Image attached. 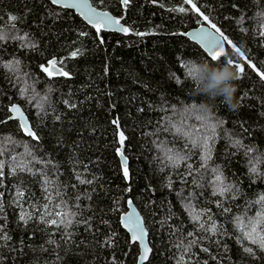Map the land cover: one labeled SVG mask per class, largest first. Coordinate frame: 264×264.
Returning a JSON list of instances; mask_svg holds the SVG:
<instances>
[{"label": "trees", "instance_id": "trees-1", "mask_svg": "<svg viewBox=\"0 0 264 264\" xmlns=\"http://www.w3.org/2000/svg\"><path fill=\"white\" fill-rule=\"evenodd\" d=\"M90 1L120 19L128 34H97L79 15L47 0H0V35L26 37L0 41V148L6 149L0 156L5 163L0 215L6 220L0 219V225L11 237L0 240V264H137L139 246L131 243L120 224L129 199L149 232L152 254L146 264H178L182 254L176 247L178 238L185 244L193 238L198 241L183 253L184 264H264V251L241 240L233 219L245 214L255 217L262 205L254 202L264 195V162L256 160H264V81L251 67L255 64L264 71V37L259 34L264 31V0H193L247 58L227 43V57L246 70L235 82L236 107L218 100L209 116L195 109L206 98L195 93L184 64L220 63L210 62L197 45L179 35L208 25L194 11H178L191 5L182 0H129L127 6L121 0ZM77 49L78 55L71 57ZM53 59L68 77L51 78L42 71ZM15 60L20 62L19 71H9L5 65ZM13 105L24 109L39 140L26 137L19 122L8 121ZM197 115L205 119L197 120ZM182 117L202 134L212 135L215 125V139L209 141L211 159L204 167L202 148L191 144L186 148V137L163 130L169 120L179 122ZM114 119L120 120L119 130L127 137V178L116 151L120 144ZM236 140L246 147L233 146ZM161 144L190 159L172 166ZM25 146L37 160L52 162L44 170L67 185L69 205H81L79 219H88V224H74L68 229L71 236L62 235L64 229L55 225L19 220L20 209L13 203L18 187L26 189L27 203L43 202L39 172L35 177L11 174L13 155L31 162L34 170L44 168L26 155ZM248 147L253 150L246 154ZM253 164L260 175L250 172ZM53 165H58V172ZM212 169L223 174L225 183L235 185L236 199L231 193L213 194ZM75 172L93 183L78 184ZM221 201L230 212L217 207ZM196 213H207L201 216L204 221L211 215L227 234L200 239L206 234L196 229L192 219ZM189 232L193 237H188ZM110 237L111 243H105ZM205 247L208 252L202 250ZM245 247L254 254L246 253Z\"/></svg>", "mask_w": 264, "mask_h": 264}, {"label": "snow or ice", "instance_id": "snow-or-ice-1", "mask_svg": "<svg viewBox=\"0 0 264 264\" xmlns=\"http://www.w3.org/2000/svg\"><path fill=\"white\" fill-rule=\"evenodd\" d=\"M122 4L127 6L129 4V0H121ZM155 2V0H153ZM182 2L186 5H191L189 9L184 7H180L178 11L185 12V11H194L198 14V18L202 17V21H207V27H201L197 30L187 33V35L193 40L196 41L207 53L210 57V62L216 63L219 62L220 65L228 64L234 67L236 70L239 78L243 76L245 73V67L242 66L240 63L233 61L231 58H228L225 51H224V42L226 41L229 45H231L232 49L236 51V53L244 57V53L240 47H238L235 43H233L215 23H213L208 15H205L197 4L193 2V0H182ZM53 5H59L64 9H79L80 12L84 15V17L88 20V22L95 28L97 34L101 33L103 30H119L127 34L129 29L127 27H119L120 19L112 18L107 12L105 11H96V9L88 2V0H51ZM176 10V9H174ZM11 19L13 21L16 20L15 16H12ZM243 20V17H241ZM262 37H264V31H260L259 33ZM80 35L86 36L87 33L81 32ZM138 35H144V33H138ZM5 39H20L24 41L26 37L24 36H5L0 35V41ZM100 43H104L103 38H100ZM21 46H24L23 44ZM34 47V45H33ZM80 52L79 49L73 51L71 53V57H76ZM247 59L246 57H244ZM19 61L15 60L5 67L8 68L9 71L17 72L19 71ZM62 64L63 61H60ZM251 67L257 72L260 80L264 81V71H261L256 68L255 64H252ZM184 68L187 72V77L191 79V70L188 68V63L184 64ZM42 71L45 72L49 77L54 75H60L68 77L69 73L63 71L61 68L57 67V61L51 60L49 61V67L42 66ZM192 80V79H191ZM70 107H76L75 104L70 105ZM10 111L14 114H17L14 117L10 118H19L21 121L20 127L24 130L26 135L31 136L35 140H39V137L31 130L30 126L27 124L26 117L24 116L21 109L15 105H13ZM197 120L203 121L205 117L197 115ZM115 124L117 129L118 135V143L120 147L116 149L117 154L120 155L122 164H123V174L124 177H128V168H127V159L124 156V144L127 139L124 132L119 130L120 129V120L114 119L112 121ZM164 131H171L174 130L175 134L180 135L181 137L187 138V143L185 145L188 148V144H191L192 148H202V156L201 159L205 161V164L202 167L206 166L207 160L211 159V148L209 147V141L215 139V125L211 126V133L212 135H208L207 132L201 133L199 129L195 128L194 126H188L185 123V118L182 117L179 122L174 120L168 121V126L163 129ZM9 143H12L11 139L9 138ZM233 146L242 148L246 147L242 141L236 140L233 143ZM26 147V155L31 156L32 160L36 163H40L44 165V168L39 170H34L32 167H29V163H26L24 160H18L15 155L11 158V174L16 175L17 173H29L32 176H37L39 172L40 180H42V189H43V197L41 201H33L32 203H27L25 199V191L26 189L22 187H18L16 190V194L13 197V203L20 209L19 220L27 224L29 220H37L46 226L55 225L57 229L63 228L64 231L62 235L64 236H71V232L68 231L74 224H88V219L81 220L79 217L82 216L81 205L79 203H74L73 205H69L68 200L65 199V192L64 189L67 185H62L58 178L52 179L46 169L51 161H43L37 160L35 156L32 155V152L27 149ZM161 150L165 152V157L168 161L172 163V166H177L180 161H186L190 159V156L178 151L174 148H167L164 144H161ZM189 152L191 149H188ZM253 149L248 147L246 149V154L250 153ZM6 149L0 148V156L4 154ZM257 162H264L261 157L256 158ZM5 163L0 161V188L3 187V178L5 176L4 173ZM53 167L58 172V165H53ZM87 167V166H85ZM191 168V165H188ZM215 175V180L213 181V185L215 186L214 195H219L221 197L225 196L226 194L231 193V199H236L238 194V189L236 192L233 191L235 185H230L225 183V178L223 177L222 173H219L217 169H212ZM250 172L254 175H260L257 167L255 164L252 165L250 168ZM76 180L78 184H88L91 185L93 183L92 179L84 178L83 174L80 172H75ZM78 185H72L73 188H76ZM94 191V189H93ZM86 199H91V195L89 193H85ZM4 193L0 192V214L4 213V200H3ZM81 198L80 194H76L75 200L79 201ZM32 199V194L29 192L28 200ZM27 203V207L25 204ZM254 203L261 204L262 208L259 210L255 217H248L246 214L244 216H237L234 217V221L238 230L241 232V240H247L251 245H256L261 251H264V195L259 197V200L255 201ZM127 204L130 208H132V200L129 199ZM217 207L222 208L223 213H228L231 211V208L223 207V203L218 202ZM31 209L32 211H29ZM207 215V213H196L192 216L193 222L196 225L197 231H202L205 233V236L200 237V239H211L212 237L220 234L226 235L227 233L224 232L222 226H217L214 219H212L211 215H208V219L206 221L201 220V216ZM0 219L6 220V215H0ZM90 219V218H89ZM105 223H107L105 221ZM120 224L123 225L124 228L131 234V243L139 242L140 247L142 248V253L140 255L141 261H147L149 258V254L152 251L147 244L145 243V238L147 237L148 233L143 227V220L136 212L135 208H132L131 212H128L125 215L120 217ZM89 228L91 225H88ZM5 225H0V240L8 241L11 239L10 236L4 232ZM115 233L113 232V236ZM188 237H193V232H189ZM197 238H193L188 240L187 244L184 243L183 238H178V243L176 247L181 250V257L178 261V264H184L183 260V253L187 252L193 245L197 244ZM218 242V241H217ZM105 243H111V237ZM204 252H208V248L202 249ZM244 251L248 254H254L251 247H245Z\"/></svg>", "mask_w": 264, "mask_h": 264}, {"label": "clouds", "instance_id": "clouds-1", "mask_svg": "<svg viewBox=\"0 0 264 264\" xmlns=\"http://www.w3.org/2000/svg\"><path fill=\"white\" fill-rule=\"evenodd\" d=\"M188 68L196 85L195 93L206 98L205 102L195 106L198 113L203 116L211 115L218 100L229 107H236L238 89L235 82L239 76L231 65L192 60L188 62Z\"/></svg>", "mask_w": 264, "mask_h": 264}, {"label": "water", "instance_id": "water-1", "mask_svg": "<svg viewBox=\"0 0 264 264\" xmlns=\"http://www.w3.org/2000/svg\"><path fill=\"white\" fill-rule=\"evenodd\" d=\"M47 1H49L50 3H51V0H47ZM88 2L96 9V11H98V12H100V11H103V10H100V9H98V8H96L94 5H93V3L90 1V0H88ZM55 7H57V8H61V9H64L63 7H61V6H59V5H54ZM125 6V5H124ZM64 10H70V11H73L74 13H76L77 15H79L81 18H82V20L86 23V24H88L89 26H91L92 27V25L88 22V20L84 17V15L80 12V10L79 9H64ZM105 12H107L112 18H114V19H118V18H116L113 14H111L110 12H108V11H105ZM208 25H201V26H199V27H196V28H193V29H191V30H189V31H187V32H185V33H181V34H179V35H181V36H183V37H185L186 39H188L191 43H193V44H195V45H197L206 55H208V53L196 42V41H193L188 35H187V33H189V32H192V31H194V30H197V29H199V28H201V27H207ZM119 27H125L121 22H120V25L119 26H117V28H119ZM105 33H114V34H119V35H123V36H126L127 34H125L124 32H122V31H119V30H116V29H113V30H107V29H105V30H103ZM226 46H227V42L225 41L224 42V45H223V47H224V50L226 49ZM209 57V56H208ZM210 58V57H209ZM53 60H56L57 61V67L58 68H61L59 65H58V60L57 59H53ZM48 67H49V65H48ZM62 69V68H61ZM63 70V69H62ZM64 71V70H63ZM58 77H63V76H60V75H54V76H52L51 78H58ZM15 106H17V107H19L20 109H21V111L23 112V114H24V116L26 117V121H27V124L30 126V128H31V130L34 132V130H33V128H32V124H31V122H30V120H29V118H28V116L26 115V113H25V111H24V109L20 106V105H15ZM12 107V106H11ZM11 107H10V109H11ZM10 109H9V112H10V114H11V116L10 117H14V116H16L17 114H14V113H12L11 111H10ZM8 121H17V122H19V125L21 124V121L19 120V118H18V116H17V118H9L8 119ZM22 129V128H21ZM22 131H23V133H24V135L26 136V137H29V138H32L31 136H29V135H26V133L24 132V130L22 129ZM35 133V132H34ZM36 134V133H35ZM33 139V138H32ZM35 140V139H34ZM119 158H120V162H121V165H122V168H123V164H122V160H121V157H120V155H119ZM127 168H128V160H127ZM133 202V201H132ZM132 208H135V210H136V212L139 214V216L141 217V219L143 220V227L145 228V230L147 231V233H148V235H147V237L145 238V243L147 244V246L151 249V246H150V242H149V232H148V230H147V227H146V224H145V220H144V217L142 216V214L140 213V211H139V209L136 207V205L134 204V202H133V204H132ZM132 208H130L129 206H128V211L125 213V214H127L128 212H131L132 211ZM125 214H123V215H125ZM122 227H123V225H122ZM123 229L129 234V236H130V239H131V234L127 231V229L126 228H124L123 227ZM133 244H137L138 246H139V249H140V255H141V253H142V248L140 247V245H139V242L137 241L136 243H133ZM152 250V249H151ZM151 254H152V251L150 252V254H149V258H148V260L147 261H141L140 260V255H139V257H138V261H137V264H146L148 261H149V259H150V257H151Z\"/></svg>", "mask_w": 264, "mask_h": 264}]
</instances>
